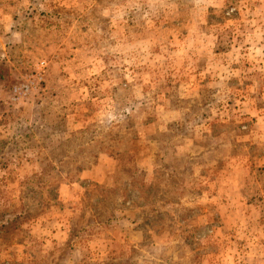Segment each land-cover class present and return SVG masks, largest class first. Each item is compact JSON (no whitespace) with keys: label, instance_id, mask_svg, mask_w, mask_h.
I'll return each mask as SVG.
<instances>
[{"label":"rangeland","instance_id":"374dc122","mask_svg":"<svg viewBox=\"0 0 264 264\" xmlns=\"http://www.w3.org/2000/svg\"><path fill=\"white\" fill-rule=\"evenodd\" d=\"M0 264H264V0H0Z\"/></svg>","mask_w":264,"mask_h":264}]
</instances>
